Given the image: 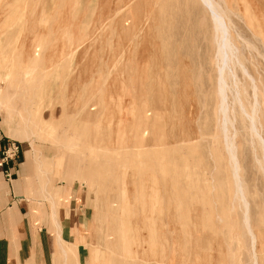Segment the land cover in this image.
I'll list each match as a JSON object with an SVG mask.
<instances>
[{"label": "rangeland", "instance_id": "1", "mask_svg": "<svg viewBox=\"0 0 264 264\" xmlns=\"http://www.w3.org/2000/svg\"><path fill=\"white\" fill-rule=\"evenodd\" d=\"M223 1L264 144V0ZM212 26L198 0H0V114L29 137L0 115L3 146L24 153L19 196L48 213L59 198L51 264H264L261 145L227 93L253 245L218 124ZM233 71L249 113L250 81Z\"/></svg>", "mask_w": 264, "mask_h": 264}, {"label": "bare ground", "instance_id": "2", "mask_svg": "<svg viewBox=\"0 0 264 264\" xmlns=\"http://www.w3.org/2000/svg\"><path fill=\"white\" fill-rule=\"evenodd\" d=\"M200 2V4L204 7V9L207 11L208 15H209V18L211 20V23H212V29H213V40H214V45H215V62H216V71H217V97H218V107H217V111H218V114H219V120H218V124H219V129L221 131V135H222V140H223V144H224V149L226 151V154H227V157H228V160L230 162V166H231V175H232V178H233V181H234V186H235V190L234 192L237 194V196L239 197L238 201L240 200V202L242 203L243 205V208H244V215H243V219H244V225L251 237V240H252V244L254 245V241H253V235L250 231V228H249V225H248V218H247V203L245 202V199L242 195V189H241V184H240V180H239V177H238V172H239V167H238V163H237V159H236V155H235V147H234V144H233V134L232 136H229L228 134V125L232 127V122L229 120L228 118V105H227V93H231L232 95V100H233V103L236 104L239 108V111H240V114H242V116L248 121L249 123V128L248 130L250 131V134H251V137L252 139H256L259 143H260V150H261V154H262V163L260 164L259 162L257 163L264 175V144L259 136V133L256 129V122H257V119H256V114H257V108H258V104H257V101H256V88L254 86V82L252 80V78L247 74L246 70L244 69V67L240 64L238 58H237V49L236 47L233 45V43L231 42V38H230V32H229V26H230V22L228 21V19L225 17L224 15V12L222 11L221 7H220V4H219V0L218 1H215V0H198ZM222 2H224L223 0H221ZM242 0H240L241 2ZM221 2V3H222ZM242 3V2H241ZM243 5V4H241ZM245 6V5H244ZM243 6V7H244ZM224 8V7H222ZM243 9V8H242ZM244 13L245 10H244ZM246 17H249V16H246ZM254 20V18H253ZM250 21V19H249ZM256 21V20H255ZM257 22V21H256ZM255 23V22H254ZM258 25V24H257ZM256 25V26H257ZM253 27V26H251ZM250 27V29H251ZM255 28V27H254ZM253 28V30H254ZM256 29V28H255ZM258 31V29H256ZM257 33V32H256ZM255 33V35H256ZM259 33V32H258ZM261 34V33H260ZM258 35V34H257ZM258 36H261V35H258ZM255 37V36H254ZM240 38V37H239ZM262 39V38H261ZM258 40V39H257ZM241 41V40H240ZM243 43V41H242ZM246 43V42H245ZM247 44V43H246ZM246 47V46H245ZM247 48V47H246ZM249 49V48H247ZM213 58V59H214ZM237 66L238 69L241 70L242 72V75L244 77H246L249 81H250V85H251V91H252V95H253V105H252V108L250 109V112L247 113L245 111V109L243 108V105L239 99V93H238V89H237V82H236V77H235V74H234V71H233V68ZM227 80H230V85L227 83ZM239 84V82H238ZM243 94V92H242ZM243 99V98H242ZM231 100V102H232ZM232 104V103H231ZM236 106V107H237ZM231 107V106H230ZM234 110V109H233ZM231 111V109H230ZM232 113V111H231ZM2 116V114H0ZM9 115L8 113H5L3 114L2 118H3V122L4 124H8V130L9 132L12 131L13 132V135H15L18 131L14 130L13 127L11 128V120H10V117L7 116ZM28 116V115H27ZM233 116V115H232ZM234 117V116H233ZM24 118V117H23ZM28 118V117H27ZM233 120V118H232ZM217 121V120H216ZM30 121H25L26 125L24 127V130H28L29 127H27L28 124ZM230 127V128H231ZM233 129V128H231ZM16 132V133H15ZM15 133V134H14ZM33 134V133H32ZM16 138L18 140H29V137H24V138H21L19 136V132L16 134ZM14 137V136H13ZM251 145V144H250ZM26 162H27V159H26ZM228 162V161H227ZM106 165V164H105ZM229 165V164H228ZM103 168H104V165H103ZM107 168V167H105ZM104 168V169H105ZM92 171H94V169H92ZM96 171V170H95ZM93 173V172H92ZM93 175V174H92ZM96 175V174H95ZM23 178V177H22ZM93 180H96V178L94 177ZM62 183H66L68 184L69 181L66 180ZM92 183H96L95 181H93ZM97 184V183H96ZM103 185V183H102ZM105 185V184H104ZM45 186V184H44ZM107 186V185H106ZM106 186H103L106 187ZM41 188V187H40ZM95 188V186H94ZM93 189V188H91ZM96 189V188H95ZM93 189V190H95ZM41 190V189H40ZM42 190H44V188H42ZM50 190V189H49ZM106 192H107V189L105 188ZM51 192V191H50ZM89 192V191H88ZM93 192V191H92ZM102 192V191H101ZM97 193V191H96ZM95 193V195H97ZM89 194V193H88ZM234 194V193H233ZM236 194H234L236 196ZM116 195V194H115ZM233 195V196H234ZM100 196V195H99ZM98 196V197H99ZM118 196V195H117ZM234 196V197H235ZM103 197V196H102ZM106 196L104 195L103 198H105ZM119 197H120V194H119ZM97 198V197H96ZM114 197H112L113 199ZM117 198V197H115ZM47 199L50 201V205H51V221L53 223V225L55 226L56 230L59 231L60 230V225L58 224V221L56 219V215H55V212H54V208L56 207V202L54 201V198L50 195V194H47ZM98 199V198H97ZM100 200V199H99ZM104 201V199H102ZM118 200V198H117ZM94 201V200H93ZM101 201V200H100ZM102 201V202H103ZM111 201V200H110ZM120 201V198L119 200ZM118 201H113V203H119ZM96 202V201H95ZM95 202H92L93 203V207H94V204ZM98 202V201H97ZM99 203V202H98ZM105 204V203H103ZM110 204H112L111 202L109 203V206H111ZM114 205V204H113ZM112 205V208H114ZM92 207V208H93ZM103 208L105 209V205H103ZM111 207H109V209L112 210ZM95 210H97L96 208H94ZM101 209V208H99ZM108 209V210H109ZM127 209V208H126ZM117 210V208L115 209ZM106 211V210H105ZM113 211V210H112ZM112 211H110V213H112ZM119 211V209H118ZM117 211V212H118ZM67 212V211H66ZM104 212V211H101V213ZM113 214V215H116V213ZM129 211H127L128 213ZM105 213V212H104ZM126 213V215H127ZM66 214V213H65ZM97 215V214H96ZM111 215V214H109ZM118 215V213H117ZM116 215V216H117ZM129 215V214H128ZM8 216H11V213L8 212ZM7 216V217H8ZM68 215L66 214V217ZM112 216V215H111ZM120 216V215H119ZM65 217V218H66ZM106 217V216H104ZM115 217V216H113ZM125 217V216H124ZM128 217V216H126ZM125 217V218H126ZM68 218V217H67ZM121 218V217H120ZM118 218V219H120ZM6 219V218H5ZM108 219V218H107ZM110 219V218H109ZM124 220V219H123ZM108 221H111V220H108ZM114 222V221H113ZM127 222V221H126ZM99 223V222H98ZM106 223V222H105ZM110 223V222H109ZM111 224V223H110ZM121 224V223H120ZM124 224V223H123ZM101 225V227H100ZM105 225V224H104ZM116 225V224H115ZM130 225V224H129ZM129 225H126L125 226H129ZM97 226V224H96ZM106 226V225H105ZM104 226V227H105ZM117 226L119 227L118 223H117ZM116 226V227H117ZM99 227L102 229V224L100 223L99 224ZM108 227V226H107ZM123 227V226H122ZM99 228V229H100ZM109 228V227H108ZM125 228V227H124ZM119 230V228H118ZM122 230V229H121ZM126 229H124L125 231ZM101 233H102V230H100ZM130 231H131V228H130ZM116 233V231H114ZM123 233V230L121 231ZM120 232V233H121ZM105 233V232H104ZM128 233V232H127ZM130 233V232H129ZM132 233V232H131ZM103 234V233H102ZM104 235V234H103ZM113 237H114V234H112ZM121 235V234H119ZM102 236V235H101ZM111 236V235H110ZM126 236V235H125ZM132 236V235H131ZM117 237V236H116ZM114 237V239L116 238ZM124 238V234L122 236ZM103 238V236L101 237V239ZM108 238H109V235H108ZM107 238V240H108ZM127 238V237H126ZM57 245H58V250H59V257H61L62 259H65L66 258V250L63 248L62 246V243H61V236L60 234L57 235ZM111 239V238H110ZM130 239V238H129ZM129 239L127 238V242L129 243ZM133 239V238H132ZM130 239V240H132ZM100 240V239H99ZM118 240V238H117ZM103 240H101L100 242H102ZM124 241V239H123ZM134 241V240H133ZM108 242V241H107ZM111 242V241H110ZM131 242V241H130ZM113 243V242H112ZM116 243V241H115ZM127 243V244H128ZM14 244L16 245V241H14ZM103 244V243H101ZM109 244V243H108ZM111 244V243H110ZM109 244V245H110ZM131 244V243H129ZM134 244V243H133ZM115 245V244H113ZM112 245V246H113ZM252 245V246H253ZM130 246V245H128ZM132 246V244H131ZM130 246V247H131ZM251 246V245H250ZM251 246V247H252ZM116 247V246H115ZM113 247V250L114 248ZM134 247V246H133ZM130 249V248H129ZM251 249V248H250ZM253 249V248H252ZM116 250H117V247H116ZM115 250V251H116ZM134 250V249H133ZM114 252V251H113ZM127 252V250L125 251ZM251 252L253 253V251L251 250ZM117 253V252H116ZM133 253V252H132ZM131 253V254H132ZM112 255V254H111ZM125 256H127L125 254ZM130 256V255H129ZM253 256V255H252ZM113 257V256H112ZM255 257V256H254ZM114 258V257H113ZM32 259V258H31ZM112 259V258H111ZM113 260V259H112ZM111 260V262H112ZM115 261V259H114ZM113 261V262H114ZM254 263H255V260H254ZM253 263V264H254ZM11 264H20L17 262V259H16V255H14V251L12 252V258H11ZM24 264H32L31 261H28ZM52 264H56V259H53V262Z\"/></svg>", "mask_w": 264, "mask_h": 264}, {"label": "crops", "instance_id": "3", "mask_svg": "<svg viewBox=\"0 0 264 264\" xmlns=\"http://www.w3.org/2000/svg\"><path fill=\"white\" fill-rule=\"evenodd\" d=\"M5 138L4 132L0 128V151ZM23 154V150L21 149L20 156L12 166L6 167L0 161V232L8 233L6 237L0 238V264H11L13 251L17 262L20 264L28 261H31L32 264H51L50 237L47 233V229L51 227L48 219V216L51 215V209L48 213L45 206L44 209H40L35 202H28L23 196L17 194L19 187L24 183L23 181L18 183V180L15 179L24 168L25 160L23 161ZM9 167L11 168L10 173L13 180L8 181L4 177V173ZM68 188L65 189L66 210L68 202L72 199L73 195L72 193L69 196L67 192ZM19 202L25 203L24 205H20ZM71 202L73 201L71 200ZM58 203L59 198H57L56 204L58 205ZM8 212L11 213V216H8ZM54 212L56 215V211ZM39 215L41 216L40 220ZM57 215L59 216V212ZM13 216L21 217L20 223L14 222ZM65 217L66 215L63 213L62 223H67L68 231V228L72 225V221H70V216H67L68 218ZM14 241H16V245Z\"/></svg>", "mask_w": 264, "mask_h": 264}, {"label": "built area", "instance_id": "4", "mask_svg": "<svg viewBox=\"0 0 264 264\" xmlns=\"http://www.w3.org/2000/svg\"><path fill=\"white\" fill-rule=\"evenodd\" d=\"M21 153L20 145L14 141L7 140L5 145L0 151V161L4 166H12V164L18 159ZM11 168H7L4 173V177L9 181L11 180L12 174Z\"/></svg>", "mask_w": 264, "mask_h": 264}]
</instances>
